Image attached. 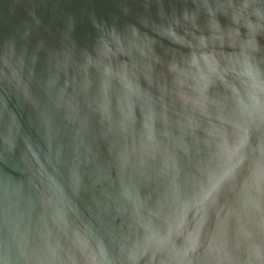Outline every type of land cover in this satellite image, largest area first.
<instances>
[{"label":"water","instance_id":"obj_1","mask_svg":"<svg viewBox=\"0 0 264 264\" xmlns=\"http://www.w3.org/2000/svg\"><path fill=\"white\" fill-rule=\"evenodd\" d=\"M0 264H264V0H0Z\"/></svg>","mask_w":264,"mask_h":264}]
</instances>
